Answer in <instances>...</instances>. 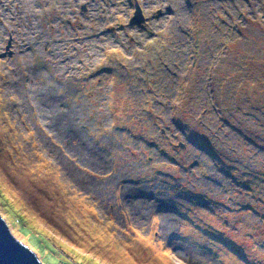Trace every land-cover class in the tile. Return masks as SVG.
Returning <instances> with one entry per match:
<instances>
[{
    "label": "rangeland",
    "instance_id": "rangeland-1",
    "mask_svg": "<svg viewBox=\"0 0 264 264\" xmlns=\"http://www.w3.org/2000/svg\"><path fill=\"white\" fill-rule=\"evenodd\" d=\"M263 174L264 0H0V189L42 234L0 214L44 264H264Z\"/></svg>",
    "mask_w": 264,
    "mask_h": 264
},
{
    "label": "water",
    "instance_id": "water-1",
    "mask_svg": "<svg viewBox=\"0 0 264 264\" xmlns=\"http://www.w3.org/2000/svg\"><path fill=\"white\" fill-rule=\"evenodd\" d=\"M83 9L84 6L82 7ZM133 21L144 23L145 14L139 3H135V12ZM11 39H9L3 55H11L9 50ZM179 146L183 147L184 143L179 142ZM0 264H44L36 252L28 245L20 241L10 230V227L5 218L0 214Z\"/></svg>",
    "mask_w": 264,
    "mask_h": 264
},
{
    "label": "trees",
    "instance_id": "trees-1",
    "mask_svg": "<svg viewBox=\"0 0 264 264\" xmlns=\"http://www.w3.org/2000/svg\"><path fill=\"white\" fill-rule=\"evenodd\" d=\"M256 171V170H255ZM264 175V174H263ZM43 178H48L47 176H45V175H43ZM40 181V180H39ZM34 182V181H33ZM52 182H54V181H52ZM33 185L34 186H36L37 185V182H34L33 183ZM37 187V186H36ZM37 189H38V187H37ZM0 203H2V205L3 206H5V212H6V214L7 215H9V216H11L12 218H15V222L19 225V226H21V227H24V226H28V227H30V229L31 230H33V231H35V232H37V233H40V234H42V231L40 230V229H38L37 227H36V225H31L32 223L30 222V220L29 219H27L26 217H25V214L24 213H22V212H20L16 207H14L13 205H12V203H10L9 201H8V199L7 198H5V196H4V194L2 193V190L0 189ZM85 255V257H87L89 254L87 253H84ZM91 256H89V259H93L94 260V258L93 257H91ZM96 260V259H95ZM97 261V260H96ZM88 264V263H87Z\"/></svg>",
    "mask_w": 264,
    "mask_h": 264
},
{
    "label": "bare ground",
    "instance_id": "bare-ground-1",
    "mask_svg": "<svg viewBox=\"0 0 264 264\" xmlns=\"http://www.w3.org/2000/svg\"><path fill=\"white\" fill-rule=\"evenodd\" d=\"M218 229H219V228H218ZM221 230L223 231V229H221ZM229 230H230V229H229ZM229 230H228V231H229ZM225 232H226V229H225ZM225 232H224V233H225ZM226 233H227V232H226ZM226 233H225V235H226ZM213 234H214V233H213ZM221 234H223V233H221ZM217 237H218V236H217ZM225 237H226V236H225ZM222 238H223V237H222ZM224 239H225V238H224ZM224 239H223V240H224ZM226 239H227V238H226ZM226 239H225V240H226ZM153 259H154V258H153Z\"/></svg>",
    "mask_w": 264,
    "mask_h": 264
},
{
    "label": "clouds",
    "instance_id": "clouds-1",
    "mask_svg": "<svg viewBox=\"0 0 264 264\" xmlns=\"http://www.w3.org/2000/svg\"><path fill=\"white\" fill-rule=\"evenodd\" d=\"M30 247V246H29Z\"/></svg>",
    "mask_w": 264,
    "mask_h": 264
}]
</instances>
